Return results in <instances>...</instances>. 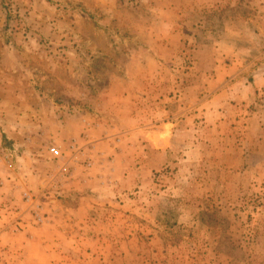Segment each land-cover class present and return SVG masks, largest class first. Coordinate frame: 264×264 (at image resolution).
Listing matches in <instances>:
<instances>
[{"label":"rangeland","instance_id":"374dc122","mask_svg":"<svg viewBox=\"0 0 264 264\" xmlns=\"http://www.w3.org/2000/svg\"><path fill=\"white\" fill-rule=\"evenodd\" d=\"M0 264H264V0H0Z\"/></svg>","mask_w":264,"mask_h":264},{"label":"built area","instance_id":"2783aa9c","mask_svg":"<svg viewBox=\"0 0 264 264\" xmlns=\"http://www.w3.org/2000/svg\"><path fill=\"white\" fill-rule=\"evenodd\" d=\"M51 153L53 156H55V158L59 155V152L56 149H52Z\"/></svg>","mask_w":264,"mask_h":264},{"label":"crops","instance_id":"0c3cea01","mask_svg":"<svg viewBox=\"0 0 264 264\" xmlns=\"http://www.w3.org/2000/svg\"><path fill=\"white\" fill-rule=\"evenodd\" d=\"M72 183V182H71Z\"/></svg>","mask_w":264,"mask_h":264}]
</instances>
